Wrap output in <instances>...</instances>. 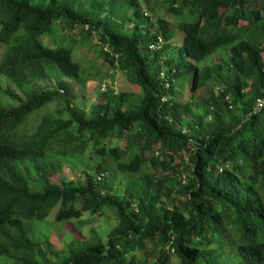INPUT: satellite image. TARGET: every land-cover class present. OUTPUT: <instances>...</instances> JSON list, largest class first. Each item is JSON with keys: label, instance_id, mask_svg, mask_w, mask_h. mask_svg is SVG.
<instances>
[{"label": "trees", "instance_id": "16d2710c", "mask_svg": "<svg viewBox=\"0 0 264 264\" xmlns=\"http://www.w3.org/2000/svg\"><path fill=\"white\" fill-rule=\"evenodd\" d=\"M168 1L174 59L172 25L142 0H0V264H264V0ZM77 29L138 94L107 87L89 110L68 98L88 79L53 37ZM175 77L190 78L185 102ZM56 206L55 221L107 209L116 225L58 253L28 224Z\"/></svg>", "mask_w": 264, "mask_h": 264}, {"label": "rangeland", "instance_id": "374dc122", "mask_svg": "<svg viewBox=\"0 0 264 264\" xmlns=\"http://www.w3.org/2000/svg\"><path fill=\"white\" fill-rule=\"evenodd\" d=\"M169 5L170 2L168 0H142L143 10L149 12L153 21H155L159 17H162L172 25L171 28L173 35L170 39V44L166 51L167 56L165 57H171L174 59V55H178V48L183 33L176 26L178 15H175L168 10ZM185 18L187 20H191L190 16H187ZM130 30H132L130 23L125 24V32L130 33ZM54 34L55 37L53 38L55 41H57V44L71 48L72 59L80 65L81 75L83 73L84 76L88 79L84 85H82L80 82H77L76 80L69 79L70 84L68 87L67 96L73 101V103L86 110H89L92 105L101 101V94L104 92L103 88L107 89V87H111L114 95L117 91H125L127 93V97L132 98L136 90L138 94L140 88L136 85L135 87L137 88H135L134 85H131L127 80L124 72L115 69L113 66L105 63L100 55L99 50L102 46L98 41H95L94 45L90 47L88 46L87 42L83 41L80 43V40L83 37L82 35H80L79 29H77L76 31H71V33L67 34L58 33V30H55ZM223 49V46L217 48L212 55L208 56L206 60L201 61L200 64L211 61L212 56L221 52ZM1 78L2 75H0V80ZM208 83H210V81ZM50 84H53V80H50ZM189 85L190 78L186 77L185 79H182L180 81L178 77H175L173 84L175 88L173 90V93L176 96L177 100L181 102L187 101V99L191 95ZM204 89L205 87H202L193 95H198L199 93L204 91ZM206 91L207 88L205 92ZM205 92L202 93L204 94ZM59 105L60 100H55L48 104L45 108H42L38 113L32 115L30 121L26 126L27 129L29 130L30 127L38 121L43 113L54 111V109ZM183 156L186 157V152H184ZM96 162L98 161L95 159L88 160V163L94 164ZM79 164L81 165H78L77 168H84L86 166L83 163ZM77 168H75V170H72L69 166H66V171L63 173V175L67 179H70L72 177L75 178L78 174ZM111 171H113L112 168ZM59 172L62 171L60 170ZM64 176H61L60 174H50V180L57 181L61 178H64ZM109 180L113 188L123 187L124 185V182H121V176L119 174L115 173L109 178ZM57 208L58 206L54 207L45 219L32 220L29 221L28 224H30V227L32 229L31 235L38 242L43 245L51 244L53 250L58 253L63 252L74 239H85L86 237H88L91 228H94L97 231L98 235L103 240H105L109 230L116 225V219L114 218L113 213L107 209L102 211L100 215L84 212L79 219L55 221L54 214ZM137 254H139L140 256L142 255V252ZM153 260L154 258L152 257L149 261L153 262ZM9 261L10 262H8L7 264H12V261ZM177 262L178 261L175 257H170L169 264H178ZM234 263L238 264L237 258L234 259Z\"/></svg>", "mask_w": 264, "mask_h": 264}, {"label": "built area", "instance_id": "2783aa9c", "mask_svg": "<svg viewBox=\"0 0 264 264\" xmlns=\"http://www.w3.org/2000/svg\"><path fill=\"white\" fill-rule=\"evenodd\" d=\"M158 45L160 44L161 42V39H158ZM163 74V73H162ZM164 75V74H163ZM169 81L168 80H165V86L166 88H169ZM105 90V88H103V91ZM262 106H264V98H259L256 100V103H255V106H254V112L258 111ZM231 107V106H229Z\"/></svg>", "mask_w": 264, "mask_h": 264}]
</instances>
